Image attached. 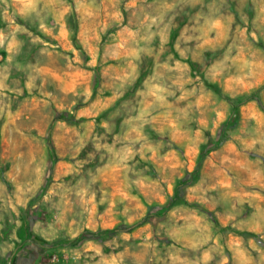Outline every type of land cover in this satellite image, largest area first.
I'll use <instances>...</instances> for the list:
<instances>
[{
	"label": "rangeland",
	"instance_id": "1",
	"mask_svg": "<svg viewBox=\"0 0 264 264\" xmlns=\"http://www.w3.org/2000/svg\"><path fill=\"white\" fill-rule=\"evenodd\" d=\"M0 264H264V0H0Z\"/></svg>",
	"mask_w": 264,
	"mask_h": 264
},
{
	"label": "trees",
	"instance_id": "2",
	"mask_svg": "<svg viewBox=\"0 0 264 264\" xmlns=\"http://www.w3.org/2000/svg\"><path fill=\"white\" fill-rule=\"evenodd\" d=\"M203 157H204V155H201V156L199 157V161H198V162H200V161L203 159Z\"/></svg>",
	"mask_w": 264,
	"mask_h": 264
}]
</instances>
